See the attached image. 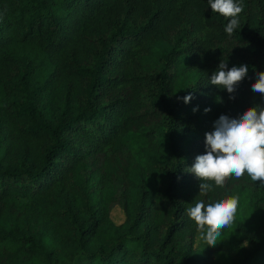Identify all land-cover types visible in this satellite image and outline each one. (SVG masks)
I'll return each mask as SVG.
<instances>
[{"label":"trees","instance_id":"obj_1","mask_svg":"<svg viewBox=\"0 0 264 264\" xmlns=\"http://www.w3.org/2000/svg\"><path fill=\"white\" fill-rule=\"evenodd\" d=\"M242 3L229 35L209 0H0V264H264V185L201 195L190 172L221 115L264 108V0ZM221 61L248 66L232 94L209 82ZM230 196L197 251L188 209Z\"/></svg>","mask_w":264,"mask_h":264},{"label":"clouds","instance_id":"obj_2","mask_svg":"<svg viewBox=\"0 0 264 264\" xmlns=\"http://www.w3.org/2000/svg\"><path fill=\"white\" fill-rule=\"evenodd\" d=\"M209 5L212 12L230 18L224 30L229 35L233 34L239 27L238 17L244 11L242 0H209ZM226 69L227 62L221 61L209 82L232 94L246 77L248 66ZM251 88L264 97V72L257 73V80ZM191 98L188 95L183 100L188 103ZM207 111L209 109H205ZM213 128L205 134V154L198 155L190 169L199 181V193L206 195L213 191V185L223 187L227 180H240L245 175L264 185V108L250 107L235 118L221 115ZM238 206L237 196L207 203L200 200L188 209V215L200 232L201 239L208 247L214 248L222 231L234 223Z\"/></svg>","mask_w":264,"mask_h":264},{"label":"rangeland","instance_id":"obj_3","mask_svg":"<svg viewBox=\"0 0 264 264\" xmlns=\"http://www.w3.org/2000/svg\"><path fill=\"white\" fill-rule=\"evenodd\" d=\"M103 189H104V191L102 192L103 195L106 194L107 192H110V194H112L110 197V200L112 202L108 204V208H107V211H108L107 217L115 225L122 223L124 220V214L121 208L119 207V205L116 203L117 198H118L117 195H119L118 185L116 184L114 180H108L106 185H104ZM94 190L96 191L97 188L93 187L92 191ZM95 195H96V192H95ZM193 245L197 251L202 250V248L207 245L204 242V240L201 239V234L199 231L195 235ZM226 262H227L226 257L219 252L211 255L210 264H226Z\"/></svg>","mask_w":264,"mask_h":264}]
</instances>
